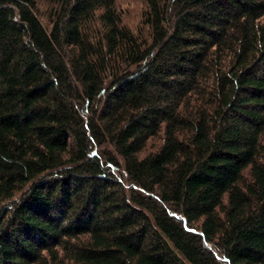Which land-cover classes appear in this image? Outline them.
<instances>
[{
	"label": "trees",
	"instance_id": "16d2710c",
	"mask_svg": "<svg viewBox=\"0 0 264 264\" xmlns=\"http://www.w3.org/2000/svg\"><path fill=\"white\" fill-rule=\"evenodd\" d=\"M0 0V264H264V0Z\"/></svg>",
	"mask_w": 264,
	"mask_h": 264
},
{
	"label": "rangeland",
	"instance_id": "374dc122",
	"mask_svg": "<svg viewBox=\"0 0 264 264\" xmlns=\"http://www.w3.org/2000/svg\"><path fill=\"white\" fill-rule=\"evenodd\" d=\"M116 8L126 27L134 32L142 28L141 16L145 10L144 0H116Z\"/></svg>",
	"mask_w": 264,
	"mask_h": 264
}]
</instances>
